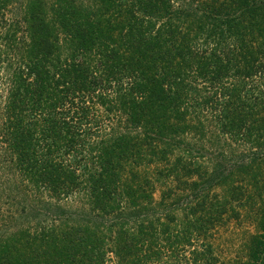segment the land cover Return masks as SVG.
<instances>
[{"label":"trees","instance_id":"1","mask_svg":"<svg viewBox=\"0 0 264 264\" xmlns=\"http://www.w3.org/2000/svg\"><path fill=\"white\" fill-rule=\"evenodd\" d=\"M175 2L55 0L48 19L44 0H31L29 42L19 44L13 27L0 28V159L54 198L82 187L90 209L88 220L61 218L24 245L16 235L0 236V264H14L19 255L11 249L36 258L27 264H45L40 257L50 244L58 251L53 264H168L165 256L178 260L210 224L235 212L231 199L243 185L233 183L231 198H221L211 191L213 176L205 179L193 164L184 172L178 159L169 175L192 201L177 223L157 211L152 181L139 168L169 161L181 133L214 102L223 133L242 134L249 149L264 151V0ZM11 3L0 0V19ZM112 7L120 17L107 13ZM195 173L200 180L190 179ZM263 216L251 247L256 262L264 253ZM201 246L193 262L214 260L213 246Z\"/></svg>","mask_w":264,"mask_h":264},{"label":"rangeland","instance_id":"2","mask_svg":"<svg viewBox=\"0 0 264 264\" xmlns=\"http://www.w3.org/2000/svg\"><path fill=\"white\" fill-rule=\"evenodd\" d=\"M30 1L12 0L11 5L4 11V18L0 19V28L11 30L13 27L11 33H17L19 44L30 41L27 28V18L30 17L27 4ZM53 1L55 0H44L46 12H43L48 19L52 16V9H49V5ZM77 1L85 5H93V0ZM176 4L185 7V0H176L175 7H177ZM114 8L112 7L107 13L113 18L120 17L113 12ZM125 16L128 14L126 13ZM5 74L3 81L5 86L3 84V87L4 94L7 95L8 78ZM221 109L214 102L213 106L203 116L201 115L202 119L195 122V126L186 133H181L180 139L175 142L176 146H173L174 151L169 154V161H156L139 168L142 177L147 176L152 181L157 211L164 216L167 213L174 216L177 218V223L185 219L184 207L188 201H192V198L182 196L184 194L182 185L184 184L176 181L175 177L170 176L171 174L169 175L168 167L176 163L178 159L184 172L185 164H193L200 168V173L205 179L213 176L214 186L211 187V191L220 195L221 198H231L226 190L233 183L244 186L238 191L239 195L234 198L235 201L231 199L235 205V212L228 207L230 210L220 222L210 224L205 235L195 238L193 245H187L178 252V260L165 256L168 264H178V261H183L184 254L185 264H205L204 262L194 263L191 259L194 256V250L202 248V242L211 244L214 250L215 259L207 264H264V253L261 260L257 262L251 256V247L256 245V239L263 233L259 219L264 214V151L258 148L255 149L256 151L249 149V142L244 143L241 140L242 134L234 137L230 132L223 133L221 125L218 126L217 123L218 116L222 115ZM198 126L201 129H198ZM243 129L245 128L240 129V132ZM257 152L260 153L259 161H251V158L255 156L253 153ZM185 155L190 158L189 161H185ZM247 158L250 161H246ZM12 169L11 161H0V175H2L0 177V236L7 238L16 235L15 239L18 242L21 239L24 245L30 240V233L35 234L38 230L52 229L54 224L61 221V218L68 219L69 222L88 220L87 213L90 209L88 199L81 190L82 187L69 196L54 198L48 190L37 191L32 184L25 179L22 180L21 176L16 175ZM190 179L200 180V176L195 173ZM178 185L181 186L178 188ZM18 186L21 187L20 192L16 191ZM164 192H167L163 200L164 206L159 207L158 202L163 199ZM40 226H45L46 229H38ZM19 249L28 250L30 245ZM11 251L14 252L13 256L11 254L12 257L19 255L15 257L14 264H27L24 259L31 260L25 257L31 253H21L14 249ZM42 251L43 255L40 259L45 264L49 261L53 264L56 260L55 255L58 253L53 244ZM35 259L31 261L34 262ZM113 259H115L114 255L110 257L111 261Z\"/></svg>","mask_w":264,"mask_h":264}]
</instances>
